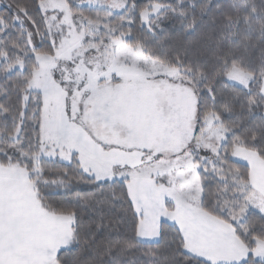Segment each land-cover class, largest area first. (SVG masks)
Listing matches in <instances>:
<instances>
[{"label":"snow or ice","instance_id":"snow-or-ice-1","mask_svg":"<svg viewBox=\"0 0 264 264\" xmlns=\"http://www.w3.org/2000/svg\"><path fill=\"white\" fill-rule=\"evenodd\" d=\"M81 245L264 264V0H0V264Z\"/></svg>","mask_w":264,"mask_h":264},{"label":"trees","instance_id":"trees-1","mask_svg":"<svg viewBox=\"0 0 264 264\" xmlns=\"http://www.w3.org/2000/svg\"><path fill=\"white\" fill-rule=\"evenodd\" d=\"M143 2L144 0H141V4H143ZM247 55L254 60H258L261 53L259 48L257 47L254 49H250ZM65 257L68 260V264H84V261L89 258L82 245L77 246L72 251L65 253Z\"/></svg>","mask_w":264,"mask_h":264}]
</instances>
